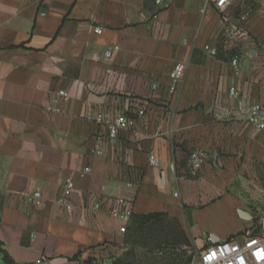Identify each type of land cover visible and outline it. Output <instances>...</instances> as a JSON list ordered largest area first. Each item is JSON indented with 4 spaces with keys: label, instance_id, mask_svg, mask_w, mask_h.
<instances>
[{
    "label": "crops",
    "instance_id": "1",
    "mask_svg": "<svg viewBox=\"0 0 264 264\" xmlns=\"http://www.w3.org/2000/svg\"><path fill=\"white\" fill-rule=\"evenodd\" d=\"M204 8L205 0H0V264L5 255L85 264L121 235L110 206L95 210L105 198H133L134 216L176 217L194 238L264 236V130L238 117L229 94L264 105V0ZM177 63L186 73L172 98L165 87ZM100 113L135 127L109 139ZM197 149L209 161L192 177L187 158ZM67 181L70 212L56 202ZM35 191L41 207L29 202Z\"/></svg>",
    "mask_w": 264,
    "mask_h": 264
},
{
    "label": "built area",
    "instance_id": "2",
    "mask_svg": "<svg viewBox=\"0 0 264 264\" xmlns=\"http://www.w3.org/2000/svg\"><path fill=\"white\" fill-rule=\"evenodd\" d=\"M162 0H156L160 4ZM231 0H205V8L213 6L217 10L223 11L230 4ZM94 33L102 35V27H94ZM112 50H107L105 56L112 57ZM232 64L238 71H242V66L237 58L232 60ZM186 73V66L183 63H177L168 74V83L165 87L167 94L174 98L179 92L181 83ZM162 85L155 81L152 84V90L157 91ZM231 98L235 101L237 115L246 120L256 130H264V105L260 103L250 102L242 97H239L238 90L231 88L229 91ZM59 96L66 98L68 94L64 91L59 92ZM50 111H59L57 107H48ZM139 115H144V111L140 110ZM96 121L103 123L108 128L109 139L115 140L121 133L134 129L135 120L126 117L125 115H117L115 118H109L107 115L100 113L96 116ZM96 155H103V150L97 147L93 151ZM209 155L203 150H194L188 154L187 168L192 177H197L200 170L208 163ZM148 163L151 167H160V159L150 154ZM90 168H85L87 173ZM128 188L139 186L138 179L130 181L127 184ZM74 189V183L67 181L60 197L56 202L63 206L66 211L73 210V206L68 203V197ZM174 196L179 197V191L174 193ZM29 202L41 207L44 204V198L40 191H35L29 199ZM110 206L109 215L114 220L121 223L119 232L124 234L127 232L134 216V199L126 197H116L112 199H100L95 204V210L99 211L103 206ZM210 257H212L210 259ZM197 264H264V236L252 235L246 232L241 239H222L214 233H204L202 236V247L198 252Z\"/></svg>",
    "mask_w": 264,
    "mask_h": 264
},
{
    "label": "rangeland",
    "instance_id": "3",
    "mask_svg": "<svg viewBox=\"0 0 264 264\" xmlns=\"http://www.w3.org/2000/svg\"><path fill=\"white\" fill-rule=\"evenodd\" d=\"M134 221L126 233L90 252L85 264H197L202 237H192L179 219Z\"/></svg>",
    "mask_w": 264,
    "mask_h": 264
},
{
    "label": "trees",
    "instance_id": "4",
    "mask_svg": "<svg viewBox=\"0 0 264 264\" xmlns=\"http://www.w3.org/2000/svg\"><path fill=\"white\" fill-rule=\"evenodd\" d=\"M163 216H168V214H165V213L140 214V215L133 216L131 224L135 222L134 221L135 219H138V222H139L142 219H154V218L163 217ZM5 261L7 264H13L12 260L7 255H5Z\"/></svg>",
    "mask_w": 264,
    "mask_h": 264
},
{
    "label": "snow or ice",
    "instance_id": "5",
    "mask_svg": "<svg viewBox=\"0 0 264 264\" xmlns=\"http://www.w3.org/2000/svg\"><path fill=\"white\" fill-rule=\"evenodd\" d=\"M212 257H210V259H211Z\"/></svg>",
    "mask_w": 264,
    "mask_h": 264
}]
</instances>
